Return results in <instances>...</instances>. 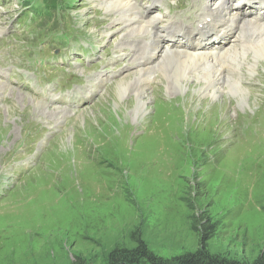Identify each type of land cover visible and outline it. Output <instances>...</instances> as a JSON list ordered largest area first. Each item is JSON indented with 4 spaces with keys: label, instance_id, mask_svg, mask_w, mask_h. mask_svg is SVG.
I'll return each instance as SVG.
<instances>
[{
    "label": "rangeland",
    "instance_id": "374dc122",
    "mask_svg": "<svg viewBox=\"0 0 264 264\" xmlns=\"http://www.w3.org/2000/svg\"><path fill=\"white\" fill-rule=\"evenodd\" d=\"M73 2L75 25L90 41L139 49L135 30L123 39L104 32L114 29L104 14L115 16L122 6ZM161 5L174 8L170 15L178 21L198 12L200 1ZM20 8L18 0L0 2V264H110V253L140 243L165 264L198 252L246 263L264 255V61L256 59L249 79L242 70L249 92L241 106L225 91L213 97L195 90L193 78L182 93L169 95L166 80L151 78L146 93L153 100L142 120L131 119L124 104L117 108L110 89L134 69L100 82L94 70H84L89 77L76 91L93 97L68 114L63 103H76L79 93L53 101L60 90L47 95L11 83L2 68L22 59L18 51L30 55L15 18ZM81 43L72 41L64 52ZM45 70L39 83L59 82L61 70ZM131 81L119 102L134 104L140 85ZM55 124L61 131L45 143L39 164L15 180L11 173L24 164L26 144ZM4 178L9 183L2 187Z\"/></svg>",
    "mask_w": 264,
    "mask_h": 264
},
{
    "label": "bare ground",
    "instance_id": "6f19581e",
    "mask_svg": "<svg viewBox=\"0 0 264 264\" xmlns=\"http://www.w3.org/2000/svg\"><path fill=\"white\" fill-rule=\"evenodd\" d=\"M109 1L116 4V10L121 6L132 10L137 7V4H134L132 0ZM156 2L157 0H152V3L147 5V10H153L156 7ZM229 2L230 4L227 0H211V3L206 7V13L201 14L204 19L201 26L198 28L176 29L172 27V21L167 20L164 33L162 34L160 49L154 54V57H158L157 60L148 67L140 66L132 70L135 74L134 76L126 75L116 81L113 87L110 88L114 90L115 98L118 100L115 101L117 108L120 107L121 104H124L126 112L132 111L129 115L131 119H144L145 113L148 110L147 104L150 100H153L150 93H146V91H149L148 89H150V83L153 79H158L157 82L161 79L167 81V84L163 86V90L167 95L171 92L182 93L181 89L189 85L190 80L193 78L197 80L196 83L193 84L194 89L201 93L205 90L206 94L215 97L225 91L228 93L229 97L234 98V101H239V104H237L238 106L246 104L245 100L247 98L245 99V97L249 89L245 86L248 81L244 80L242 70H246L247 78L249 79L251 75L254 74L256 59H262L264 61V0H229ZM104 5L105 4H103V6ZM107 5L109 6V4ZM122 10L121 8V11ZM259 11H262V13ZM218 14H220L221 20H230L235 23L239 22V33L248 34L246 44L240 46V40L235 38V32L233 31L219 27H212L210 30H205L206 27L210 26L209 22ZM249 15L253 16V18L240 20V17ZM164 17L165 15L159 14L153 16V18L159 19H163ZM206 19H208V21ZM127 20L129 21V25H133L132 27L137 30L143 29V25L150 23V21L146 20L142 15H130ZM230 39L232 40L230 41ZM212 40L214 47L210 48ZM166 42L171 43V46L177 49V51L171 50V47L165 44ZM228 43H230V45L218 54L217 50L223 48ZM252 60L253 62L251 63ZM169 71L171 72L169 73ZM134 77H136L134 81L135 85L137 83L140 85V91L132 96L134 104L130 100L129 102H131V105L130 108H128L127 104L129 102L121 103L119 102V98L126 93L129 87L128 83H130ZM171 82L175 84L171 85ZM108 91L109 90L106 89L104 94ZM182 97L184 102L186 100L184 98L185 96H179V98ZM24 102H26V100ZM132 104L133 108L135 107L134 110H132Z\"/></svg>",
    "mask_w": 264,
    "mask_h": 264
},
{
    "label": "trees",
    "instance_id": "16d2710c",
    "mask_svg": "<svg viewBox=\"0 0 264 264\" xmlns=\"http://www.w3.org/2000/svg\"><path fill=\"white\" fill-rule=\"evenodd\" d=\"M145 258L150 259L151 264H165L161 263L159 260L150 257V255L147 254L145 246L142 243H140L139 246H137L136 248L129 251H114L110 253L109 263L135 264L139 259L141 260ZM166 264H264V255H261L252 263H246L236 261H222L198 252L195 254H187L182 257H178L174 262Z\"/></svg>",
    "mask_w": 264,
    "mask_h": 264
}]
</instances>
